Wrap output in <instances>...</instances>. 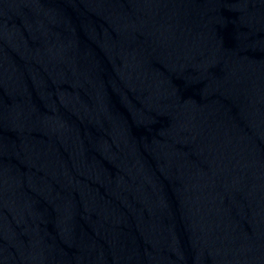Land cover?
I'll return each mask as SVG.
<instances>
[{
	"label": "water",
	"instance_id": "water-1",
	"mask_svg": "<svg viewBox=\"0 0 264 264\" xmlns=\"http://www.w3.org/2000/svg\"><path fill=\"white\" fill-rule=\"evenodd\" d=\"M0 264H264V0H0Z\"/></svg>",
	"mask_w": 264,
	"mask_h": 264
}]
</instances>
